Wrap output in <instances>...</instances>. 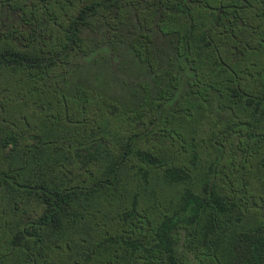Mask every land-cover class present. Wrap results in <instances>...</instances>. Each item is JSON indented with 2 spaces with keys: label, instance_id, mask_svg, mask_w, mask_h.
Segmentation results:
<instances>
[{
  "label": "trees",
  "instance_id": "trees-1",
  "mask_svg": "<svg viewBox=\"0 0 264 264\" xmlns=\"http://www.w3.org/2000/svg\"><path fill=\"white\" fill-rule=\"evenodd\" d=\"M0 264H264V0H0Z\"/></svg>",
  "mask_w": 264,
  "mask_h": 264
}]
</instances>
